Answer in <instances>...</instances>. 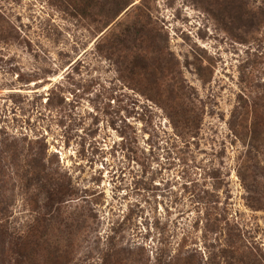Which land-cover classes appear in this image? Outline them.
<instances>
[{
  "label": "rangeland",
  "instance_id": "1",
  "mask_svg": "<svg viewBox=\"0 0 264 264\" xmlns=\"http://www.w3.org/2000/svg\"><path fill=\"white\" fill-rule=\"evenodd\" d=\"M121 1L107 23L70 0H0V218L9 233L47 218L26 180L44 167L69 195L70 264H264V0ZM151 41L194 133L122 69Z\"/></svg>",
  "mask_w": 264,
  "mask_h": 264
},
{
  "label": "trees",
  "instance_id": "2",
  "mask_svg": "<svg viewBox=\"0 0 264 264\" xmlns=\"http://www.w3.org/2000/svg\"><path fill=\"white\" fill-rule=\"evenodd\" d=\"M70 1L74 3L75 8L81 6L79 12L88 19L99 22L98 19L103 18L107 23L114 20L127 5L121 0H77L79 5L76 0ZM118 41V35L112 34L110 48L119 45ZM139 55L140 58L134 56L133 60L128 63L121 60L122 69L129 74H135V70L138 68L137 71L142 79L147 82V87L156 96L161 95V92L164 93L163 96H165L167 104L163 103V107L174 122L175 127L185 126L190 129V133H194L198 118L197 115L192 117L195 112L190 105V96L186 92L185 86L178 82L177 72H175L176 64L173 63L169 53L155 46L154 42L151 41L148 43L147 49ZM196 71L203 82L209 80L208 76L202 72L203 67L197 66ZM254 123H264V118L256 119ZM45 170L44 167L32 166L30 174L34 179L29 176L26 180L36 188L38 195L43 199L42 206L37 205L36 211L40 214L43 212L42 215L47 216V218H38L24 231L21 230L17 233H9L3 218H0V264H4L5 259L11 264H48L49 261L51 264H70L72 262L73 250L70 240L73 233L72 228H76V224L70 220L72 219V212L68 214L69 210H65L66 207L63 206L66 202L64 197L67 193L59 180H55L53 174ZM251 171L250 166L249 174ZM253 176L254 174L251 177ZM240 177L242 180H246L242 173H240ZM1 188L0 215H5L6 207L1 202ZM53 231L56 232V236L50 237L49 235ZM39 256H42V262H40ZM103 264H122L121 257L115 252L113 259L107 258ZM178 264L191 263L189 258H185Z\"/></svg>",
  "mask_w": 264,
  "mask_h": 264
}]
</instances>
